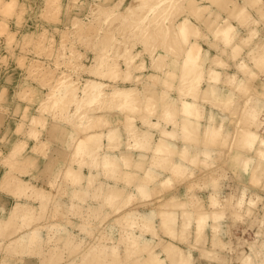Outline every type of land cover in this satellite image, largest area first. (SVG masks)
Here are the masks:
<instances>
[{
  "label": "clouds",
  "instance_id": "obj_1",
  "mask_svg": "<svg viewBox=\"0 0 264 264\" xmlns=\"http://www.w3.org/2000/svg\"><path fill=\"white\" fill-rule=\"evenodd\" d=\"M0 264H264V0H0Z\"/></svg>",
  "mask_w": 264,
  "mask_h": 264
}]
</instances>
